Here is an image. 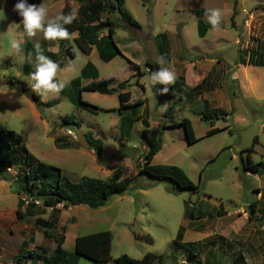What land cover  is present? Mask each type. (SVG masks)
<instances>
[{
	"label": "rangeland",
	"instance_id": "rangeland-1",
	"mask_svg": "<svg viewBox=\"0 0 264 264\" xmlns=\"http://www.w3.org/2000/svg\"><path fill=\"white\" fill-rule=\"evenodd\" d=\"M0 2L3 17L0 131H16L19 137L16 154L25 146L33 158L60 168L73 181L85 175L111 178L118 167L122 177H133L127 190L98 208L62 204L47 207L25 192L18 194L23 182L0 178V264H12L24 241L29 249L52 254L57 239L63 235L64 247L75 255V264H98L76 255L75 239L103 230L113 234V260L109 264H116L115 259L123 254L141 260L148 252L158 255L155 264H192L190 249L179 245L181 228L183 240L196 243L198 257L193 260H200L201 264H233V255L238 251L246 254L252 264H264V175L244 171L241 159L258 137L251 154L255 162H264V98L248 95L241 88L242 79L232 77V67L244 52L245 42L250 40L255 46L260 41L264 45V0H126L125 10L141 27L123 20L117 10L110 14L116 24L113 37L125 56L140 65V77L132 75L133 68L125 57L118 55L106 62L100 58L97 46L92 54L84 53L72 33L67 39L57 40H46L42 31L29 37L23 29L22 17L13 10L17 0ZM28 3L37 6L43 3L48 18L60 15L64 3H69L74 11L79 5L77 0H28ZM200 9H219V26L213 28L205 13L199 16ZM107 15L104 13L103 17ZM199 18L209 25L205 37L199 35ZM161 34H170L175 55L186 54L192 61L203 57L217 59L211 75L228 89L221 104L202 98L199 89L191 88L187 97L185 91L183 100L175 103L173 117L165 115L172 102L160 100L161 84H151L148 64L166 67L158 49ZM13 42L21 45L19 52L12 47ZM37 46L43 55L57 63V79L64 84L78 77L90 61L101 78L132 76L133 83L128 88L132 92L131 102L138 99L145 102L121 111L118 92L84 91L83 99L96 108L74 103L59 91L41 96L42 101H57L55 104L37 105L28 84L37 63ZM71 113L81 121V132L92 130L104 141L101 156L83 144L79 146L78 139L68 133L70 129L60 125L62 118ZM124 117L133 122L130 133L121 138L119 128ZM184 117L192 121L198 138L195 142L188 140L180 123ZM144 120L151 126H168L163 130L162 148L152 163L181 166L195 185L201 180L196 192L174 189L168 179L158 180L139 173L148 151ZM173 120L177 123H172ZM216 127L221 130L207 135L208 130ZM72 131L80 138V131ZM58 137L70 145L58 147ZM23 155L18 154L12 168H8L15 177L25 166L19 161ZM20 199L24 202L20 207L23 219L16 216ZM189 202L195 206V219L186 216ZM38 217L50 220L52 228L36 225ZM149 236L153 241H149ZM27 264L44 263L30 259Z\"/></svg>",
	"mask_w": 264,
	"mask_h": 264
},
{
	"label": "trees",
	"instance_id": "trees-1",
	"mask_svg": "<svg viewBox=\"0 0 264 264\" xmlns=\"http://www.w3.org/2000/svg\"><path fill=\"white\" fill-rule=\"evenodd\" d=\"M79 3L76 13H74L77 19L70 25H67L69 34L77 32L78 35L74 38L78 47L86 54H91L95 46L99 49L100 58L106 62L111 61L114 57L120 55L125 57V54L117 45L114 39V33L116 24L110 18V14L119 11L122 15V19L127 21L133 27L140 28L141 25L137 22L124 8L126 0H77ZM1 8V2H0ZM207 9H200L197 11L199 16L206 13ZM72 12V7L69 3H65L61 14H69ZM108 14L103 17V14ZM199 35L205 37L209 29V25L199 18L198 20ZM106 32V33H104ZM161 39H158L159 54L165 61L170 60L169 45L167 35L161 34ZM69 50L72 56L74 51L72 46H69ZM241 56V55H240ZM252 57H259L260 59L250 60L252 65L264 66V52L252 51ZM242 60V56L240 57ZM130 63V67L133 68L135 73L133 76L140 77L142 70L140 65L134 63L132 60L127 58ZM245 63V60H243ZM150 71L159 70L157 64L150 63ZM87 78H94V81L87 85H82V80ZM99 78V70L92 62H87L82 68L81 73L78 77L72 79L70 82L65 83V87L61 90L63 95H67L70 100L74 103L83 106L96 107L94 104L83 99L84 91L100 92L103 94H111L118 92L120 99V110L124 108L138 106L144 103L142 99H138L135 102H131L132 93L128 90L131 85L132 76L116 82L113 78ZM138 81V78H137ZM184 79L178 78L173 84L168 86L161 84V90L168 87L167 93H160V100H168L171 104L167 108L165 115L173 117V111L175 103H180L183 100V87ZM24 90L25 86L22 87ZM196 90L200 87L194 88ZM30 96L37 105L47 104L52 105L57 101L44 102L41 100V95L30 91ZM115 109H108L112 111ZM133 120L127 117L122 118L120 125V137L127 136L130 133V127ZM145 129L144 134L148 143V151L145 154V163L140 168V174H146L158 180L168 179L173 183L174 189L178 190H191L197 191L199 185H195L192 179L189 177L187 172L178 165L173 164H153L152 161L154 156L162 148V135L164 128L168 127L167 124H161L151 126L144 120ZM172 123H177L174 120ZM184 125L187 138L190 142L197 141L194 133L192 121L189 118H183L180 122ZM60 125L70 130L80 131L82 128L81 121L77 118L74 113L66 114ZM220 128H212L208 130L207 135L214 134L220 131ZM81 132V131H80ZM78 136V145H85L92 149L97 155L101 156L104 152V141L95 136L92 130H87ZM19 141V137L15 130H2L0 131V178L23 182L21 187L18 189V194L27 193L32 196L35 200H41L47 207H56L60 204L63 206H78L88 205L93 208L104 206L108 201L110 194L123 193L129 187L133 180V177L126 176L122 177V170L120 167L116 168L113 177L111 178H97L92 176H82L78 181H73L65 174L60 168H57L47 162L33 158L27 148L22 146L19 153L16 154V144ZM61 137L56 139V145L60 148L69 146L70 143L63 141ZM258 142V137H255L252 145L246 149V157L242 155V168L244 171L257 172L258 174L264 175V162H255L252 157V152L255 150V145ZM23 153L19 161L24 163L25 166H21V171L18 172V177L13 176V173L8 170L12 168V165L17 158V155ZM243 154V152H242ZM22 172V173H20ZM24 204L23 200H19V209L16 210V216L18 219H23L24 214L20 210V207ZM254 211V208H252ZM186 216L189 219L197 218L195 208H187ZM35 224L51 229L52 223L50 220L38 217L35 219ZM51 237V236H50ZM180 239L179 245L190 249V256L192 264L200 263L199 260H193L194 257H198L197 246L194 242L184 241V232L181 228L178 234ZM66 236L63 235L57 239L56 246L52 254H41L38 249H29L28 242L24 241L21 245L18 253L13 257L12 264H27L32 260H43L44 264H75V255L68 251L64 247ZM112 240L113 234L110 230L98 231L90 234L79 235L75 239V252L76 255H83L88 257L98 264H109L113 260L112 257ZM149 241L153 239L149 236ZM158 261V255L152 252L146 253L141 260L130 257L127 254H123L115 259L116 264H155ZM233 264H251L243 252H236L233 255Z\"/></svg>",
	"mask_w": 264,
	"mask_h": 264
},
{
	"label": "clouds",
	"instance_id": "clouds-1",
	"mask_svg": "<svg viewBox=\"0 0 264 264\" xmlns=\"http://www.w3.org/2000/svg\"><path fill=\"white\" fill-rule=\"evenodd\" d=\"M13 10L22 17L23 29L29 37L35 35L37 31H42L46 40L67 39L69 32L66 26L77 19L74 13L60 14L54 18H48V10L43 3L37 6L29 4L28 0H17ZM205 14L207 22L213 28H217L221 20L220 10L208 9ZM0 19H3V17H0ZM12 47L18 52L21 50V45L17 42H13ZM36 61L34 71L30 74L31 78L28 81L31 90L41 96L49 92L61 91L66 85L57 79L58 65L43 55L39 51V46H37ZM175 79V72L164 67L153 71L150 76L153 86L157 83L168 86L173 84ZM158 91L163 94L167 93L169 89L165 87L162 90L158 89Z\"/></svg>",
	"mask_w": 264,
	"mask_h": 264
},
{
	"label": "crops",
	"instance_id": "crops-1",
	"mask_svg": "<svg viewBox=\"0 0 264 264\" xmlns=\"http://www.w3.org/2000/svg\"><path fill=\"white\" fill-rule=\"evenodd\" d=\"M76 11L72 10L73 13H76ZM72 34L74 38L78 35L76 31L73 32ZM169 36L170 34L167 35V40H168V45H169L168 54L170 56V60L165 61V63H162V64L166 66L165 68H170V70L175 72L176 79L178 78L184 79L185 84L183 87L182 95H185V91H186V97H187L188 95L187 93L189 89L200 87V89L198 90V93L201 94L202 98L209 99L212 103H215V104H221L222 100L226 99L228 96V89L224 87L222 84L217 83L216 77H212L211 75V73H213V70L217 66V62H218L217 59L213 57H203V59L192 61L190 58L186 56V54L185 55L180 54L179 56L181 59L179 60V56L175 55V52H174L175 47L173 46L171 38ZM238 40H236V42ZM245 45L246 47L244 48V52L240 54L242 56V60L240 56L239 61L232 67V69H234V73L232 74V77H233V80H239V78L242 79L241 88L245 90L248 95L257 96L263 99L264 98V66L252 65L250 64V60L260 59L257 56L252 57L251 54H252V51H256V52L263 51L264 52V45L260 41H258V43L255 46H252L250 43V40L245 42ZM173 55H175L176 60L174 59ZM114 59L115 57L111 61H113ZM219 60L221 59L219 58ZM243 60H245V63ZM179 68H181V70H179ZM134 73L135 71H133L132 75ZM107 78H113L116 82L125 80V79H120V78L118 79L117 76L115 75H110ZM98 79H105V78H101V76L99 75ZM86 80H90V78L82 80L83 86L92 82V81L87 82ZM132 83L133 82L131 81V84ZM143 101L145 102V100ZM189 203H192V202H189ZM188 207L194 208L195 206L193 204L192 207L190 205H188ZM184 238H185V234H184Z\"/></svg>",
	"mask_w": 264,
	"mask_h": 264
},
{
	"label": "built area",
	"instance_id": "built-area-1",
	"mask_svg": "<svg viewBox=\"0 0 264 264\" xmlns=\"http://www.w3.org/2000/svg\"><path fill=\"white\" fill-rule=\"evenodd\" d=\"M252 16H253V14H252ZM250 20H247V22H246V24L248 25V22H249ZM249 26H250V24H249ZM239 42H240V40H239ZM68 133L70 134V136H72V137H74V139H78V137L76 136L77 134L76 133H74L72 130H68ZM189 205L192 207L193 206V204L192 203H189Z\"/></svg>",
	"mask_w": 264,
	"mask_h": 264
},
{
	"label": "water",
	"instance_id": "water-1",
	"mask_svg": "<svg viewBox=\"0 0 264 264\" xmlns=\"http://www.w3.org/2000/svg\"><path fill=\"white\" fill-rule=\"evenodd\" d=\"M112 197H113V194H110V195L108 196V201H109Z\"/></svg>",
	"mask_w": 264,
	"mask_h": 264
}]
</instances>
